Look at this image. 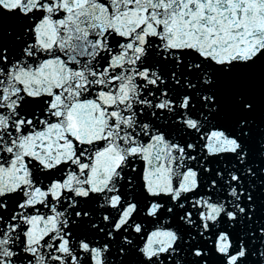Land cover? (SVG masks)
Wrapping results in <instances>:
<instances>
[{
	"label": "snow or ice",
	"instance_id": "obj_1",
	"mask_svg": "<svg viewBox=\"0 0 264 264\" xmlns=\"http://www.w3.org/2000/svg\"><path fill=\"white\" fill-rule=\"evenodd\" d=\"M264 0H0V264H264Z\"/></svg>",
	"mask_w": 264,
	"mask_h": 264
},
{
	"label": "water",
	"instance_id": "obj_2",
	"mask_svg": "<svg viewBox=\"0 0 264 264\" xmlns=\"http://www.w3.org/2000/svg\"><path fill=\"white\" fill-rule=\"evenodd\" d=\"M257 101L261 105V109H262V111L258 112L257 114V118L259 119L261 115H264V95H261L259 91V87H257Z\"/></svg>",
	"mask_w": 264,
	"mask_h": 264
}]
</instances>
